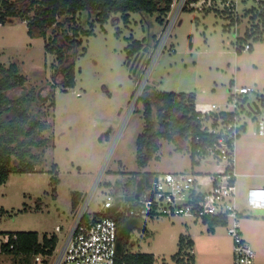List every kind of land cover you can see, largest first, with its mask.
<instances>
[{
    "label": "rangeland",
    "instance_id": "374dc122",
    "mask_svg": "<svg viewBox=\"0 0 264 264\" xmlns=\"http://www.w3.org/2000/svg\"><path fill=\"white\" fill-rule=\"evenodd\" d=\"M232 3L235 5L230 8L218 0H189L155 59L168 23L159 25L155 15L138 13H130L126 22L118 12L111 13L101 25L95 15L82 12L76 18L81 43L68 50L74 53L75 85L66 89L55 55L44 47L56 34L72 35L73 25L60 19L61 28L51 29L45 38L33 39L20 18L0 24V65L16 64L19 74L26 77L25 87L39 98L29 106V113L47 124L42 136L48 139L43 161L33 173L13 172L0 185V247L6 234L35 232L41 236L55 233V226H69L91 191L88 213L98 208L117 181H126L134 173L152 178L168 172L220 170L206 164L193 166L189 149L179 150L176 142L166 139L160 140L147 167L139 168L136 142L145 127L143 105L139 100L131 113L130 109L137 89L145 87L194 93L197 110L214 115L221 111L213 105L232 111L230 99L235 89L246 87L255 90L249 95L264 94L262 8L254 0ZM91 27V35L82 34ZM143 39L147 52L132 71L127 64V46L132 40ZM246 44L250 50L244 49ZM16 93L10 92L9 97L15 98ZM239 115L246 129L236 142L237 180L246 187H262L264 136L253 134L255 125L247 108ZM54 165L60 180L56 196L50 183ZM242 191L237 197L240 210L246 207ZM75 192L83 196L73 208ZM252 214L255 218L245 222L251 236L244 239L254 250L255 261L264 263V211ZM143 223L130 232L128 249L152 254L153 264H232V242L224 226L215 227L212 236L202 220L191 217H146ZM188 234L195 236L196 242L191 237L193 247L186 244L189 238H184V244L180 242ZM38 256L40 261L35 254L0 251V264H52L54 259Z\"/></svg>",
    "mask_w": 264,
    "mask_h": 264
},
{
    "label": "trees",
    "instance_id": "16d2710c",
    "mask_svg": "<svg viewBox=\"0 0 264 264\" xmlns=\"http://www.w3.org/2000/svg\"><path fill=\"white\" fill-rule=\"evenodd\" d=\"M175 0H0V24L10 18H20L27 25V35L30 38H45L51 29H59L63 19L68 25H73L72 35L59 33L51 42L46 43L45 50L55 55L61 67L64 80V89L75 85V69L73 54L69 49L78 46L80 26L76 18L82 12L95 15V20L101 25L105 24L111 13H122L128 22L130 13L141 15H155L159 25H163ZM260 16L264 20V0L261 1ZM93 33L82 31L83 35ZM142 41L132 40L127 46V64L135 71L136 63L147 52ZM237 52L240 51L236 47ZM26 77L19 74L16 64L8 67L0 65V185L7 182L13 172L33 173L36 166H40L48 139L42 136L47 129L45 122H40L35 115L29 113V106L38 102L37 94L25 87ZM17 90L15 98L9 97L10 92ZM143 105L144 131L138 136L136 142V163L139 168H145L154 158L161 139L173 140L177 148L185 149L188 142L192 149L197 147L196 140L205 143L213 138L201 130L200 121L197 119L201 112L196 110L194 94L162 92L154 88L145 87L139 98ZM244 101V100H243ZM246 101V100H245ZM244 101V102H245ZM246 104V103H245ZM242 108L246 107L242 104ZM225 119L232 115L221 114ZM37 150L38 153H34ZM51 170L50 183L52 194L55 196L59 179L55 165ZM141 177V179L139 178ZM147 174L134 173L126 181H117L113 191L124 194L129 200V194L135 187L146 185ZM146 181V182H145ZM142 187V188H143ZM141 188V189H142ZM82 195L73 193L72 206L76 208ZM38 209L39 204H37ZM118 242L116 264H153L154 256L145 253H132L129 234L134 229L139 219L118 215ZM143 220V219H141ZM212 232L214 227L224 226V221L216 218L203 220ZM7 242L2 243L1 252L35 254L49 256L57 243V237L47 233L38 235L35 232H18L3 235ZM181 244L186 241L180 239ZM191 241L186 244L191 246ZM179 255V254H177Z\"/></svg>",
    "mask_w": 264,
    "mask_h": 264
},
{
    "label": "built area",
    "instance_id": "2783aa9c",
    "mask_svg": "<svg viewBox=\"0 0 264 264\" xmlns=\"http://www.w3.org/2000/svg\"><path fill=\"white\" fill-rule=\"evenodd\" d=\"M188 1L175 0L171 5L164 22V25L168 23V27L162 39L159 40L153 55L154 59L164 48L173 22ZM211 1L209 0L210 3ZM218 1L225 2V7L227 4L230 8L235 5V3L231 4L233 0ZM254 1L261 4L262 0ZM244 49L250 50V46L246 44ZM142 91L137 89L135 92L130 113L138 103ZM234 91L230 99L232 117L225 119L221 114H228V112L213 105V109L221 111L218 115L201 112L197 118L200 121L201 130L213 140L202 143L197 139L195 149H192L189 142L187 146L193 166L206 164L207 167L220 169L219 171L158 174L148 178L146 185L140 191H132L129 194V200H125L123 193L116 194L112 189L105 195L98 208L88 213L87 209L94 194V191H91L72 223L64 228L55 226V233L48 234L57 237V243L49 255L54 258L52 264H116L118 215L139 220H144L146 217L222 220L232 242V264H264L255 261L254 251L245 241L241 231L240 223L244 213L238 209L237 174L235 173L236 142L242 131L246 129V123L242 122L239 116L242 100L255 90L241 87ZM253 98L254 100L247 102V104L255 102L258 106L256 115L248 110L249 118L255 125L253 134L264 136V94L253 95ZM244 202L247 210H264V186L246 188ZM57 234H61V237ZM5 240L3 243L7 242V239ZM35 259L40 261L39 256Z\"/></svg>",
    "mask_w": 264,
    "mask_h": 264
},
{
    "label": "crops",
    "instance_id": "0c3cea01",
    "mask_svg": "<svg viewBox=\"0 0 264 264\" xmlns=\"http://www.w3.org/2000/svg\"><path fill=\"white\" fill-rule=\"evenodd\" d=\"M158 85L159 84H157L156 86L158 87ZM152 88H154V89H156L155 88V86L154 87H152ZM158 91H161V90H159V89H157ZM162 92H165V91H162ZM173 93H177V92H173ZM182 93V92H181ZM184 93V92H183ZM185 94H194V93H185ZM194 96H195V94H194ZM251 98H253V95H249V96H246V97H244V101L242 100V104L246 107V104H247V102L248 101H251L250 99ZM195 100H196V97H195ZM253 100H254V98H253ZM246 103V104H245ZM195 107H196V105H195ZM245 110V108H242L241 107V109H240V111H242V110ZM196 110H197V108H196ZM248 110V109H247ZM197 111H199V110H197ZM200 112V111H199ZM226 112H228V115H233V111H230L229 109L228 110H226ZM240 116V115H239ZM241 118V117H240ZM147 167V166H146ZM145 167V168H146ZM144 169V168H143ZM144 174H146V173H144ZM140 179H141V177H139ZM59 182H60V180H59ZM146 182V181H145ZM143 186L141 185V186H138V187H135L134 188V190L135 191H140L141 190V188H142ZM246 188H248V187H246V185H241L240 184V182H238V180L236 179V191H237V194H238V191L239 190H243L242 192L244 193L245 192V190H246ZM56 193V192H55ZM75 193H78V194H80V195H82V192H75ZM55 196H56V194H55ZM83 196V195H82ZM238 203V202H237ZM242 211H243V213H244V215H243V218L241 219V228H242V234H243V237L246 239V237H248V238H250L249 236H251V233L249 232V230L247 229V228H245V222H247V220H250V218H255V216H253V214H252V211H264V210H247L246 209V207L245 208H243L242 209ZM248 212V213H247ZM246 213V214H245ZM203 221V220H202ZM203 223H204V221H203ZM186 224V229L188 228V224L187 223H185ZM142 225H144V223H143V220H138V223L136 224V226L135 227H138V226H142ZM207 225V224H206ZM208 226V225H207ZM134 227V228H135ZM215 228V227H214ZM213 228V231L212 232H210V234L212 235V236H214V233H215V229ZM244 230V231H243ZM245 235H246V237H245ZM182 237H184V235L182 236ZM191 237L192 238H194V240H195V236H194V234H192L191 236L188 234V236L187 237H184V238H189L187 241H191L192 243H191V245H192V247H193V241H192V239H191ZM195 242H196V240H195ZM194 242V243H195ZM254 251V250H253Z\"/></svg>",
    "mask_w": 264,
    "mask_h": 264
},
{
    "label": "water",
    "instance_id": "95a60500",
    "mask_svg": "<svg viewBox=\"0 0 264 264\" xmlns=\"http://www.w3.org/2000/svg\"><path fill=\"white\" fill-rule=\"evenodd\" d=\"M141 62V58L138 60V62L136 63L135 66V70L138 68V65ZM246 107L248 108L249 112L253 113V114H258V106L256 105L255 102H249Z\"/></svg>",
    "mask_w": 264,
    "mask_h": 264
}]
</instances>
